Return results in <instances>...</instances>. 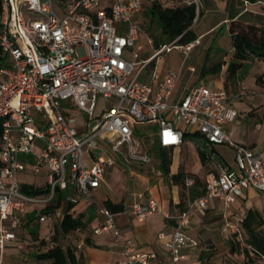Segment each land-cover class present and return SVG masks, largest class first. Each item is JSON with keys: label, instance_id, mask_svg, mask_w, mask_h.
<instances>
[{"label": "built area", "instance_id": "built-area-1", "mask_svg": "<svg viewBox=\"0 0 264 264\" xmlns=\"http://www.w3.org/2000/svg\"><path fill=\"white\" fill-rule=\"evenodd\" d=\"M62 1L60 7L58 0H2L0 47L8 59L0 66V255L11 241L26 248L16 230L24 225L31 206L38 210L39 223L52 232L66 207L64 203L43 207L69 188L75 195L65 201L74 204L99 188L106 167L113 163L108 152L127 162H151L144 141L135 135L136 126L147 123L158 126L156 139L164 148L180 146L196 127L209 145H228L235 151L236 169L209 172L198 195H190L194 178H185L189 195L184 210H163L151 199L130 211L139 222L156 213L173 219V232L159 236L169 250V260L162 264H191L187 231L196 212H204L214 198L234 204L249 188L264 198V151L235 142L224 129L238 116L235 102L247 94L246 89L231 94L194 84L175 100L177 71L169 68L162 78L156 71L149 80L142 77L161 55L174 48L187 55L201 43L200 38L182 45L177 38L142 58L137 16L149 0ZM160 1L168 6L193 4L198 15L202 10L201 0ZM250 2L244 0L246 5ZM99 97L114 102L97 112ZM27 168L35 174L48 169L47 195L22 191L19 174ZM99 211L105 221L94 232L113 235L125 256L122 264H149L157 257L120 229L114 212L106 207ZM51 232L43 236L46 242Z\"/></svg>", "mask_w": 264, "mask_h": 264}, {"label": "crops", "instance_id": "crops-1", "mask_svg": "<svg viewBox=\"0 0 264 264\" xmlns=\"http://www.w3.org/2000/svg\"><path fill=\"white\" fill-rule=\"evenodd\" d=\"M201 1L203 5L201 16L193 25V30L197 38H200L201 43L195 46L187 55L179 50L184 58L183 61L174 63V68L168 66L151 69L149 66L142 77L143 80H149L150 75L156 71L159 78H162L169 68L177 71L180 75V81L174 95L175 100L181 98L192 85L203 84L201 81L209 76L219 77V81L215 82L214 87L211 88L218 90L226 89L231 94L237 93L244 87L241 84H237L235 79L237 74L232 80L227 82L225 76L220 75L222 70L226 71V65L219 71H214L216 70L214 66L222 61L209 65L213 61H209L207 57L206 62L201 64L196 62V58H194L195 54L193 56L191 55L195 49L204 44L206 37L215 34L221 27L227 30L228 23L231 20L240 18L247 22L264 26V0L251 1L248 5L244 3V0ZM190 57L192 58L190 59ZM258 63L263 68L256 75L253 83L255 88L262 89L256 80L264 71V63L261 61ZM253 94L259 95V92L254 91ZM245 95L241 96L238 100H242ZM257 114L258 112H252L254 116ZM232 123L224 126L225 131L231 138L234 136ZM261 128L262 125L257 123L253 130H260ZM157 132L150 131L148 133V137H153V144L157 141ZM192 137H201V134L196 130L191 131L190 129L189 134L180 146L166 148L167 152L165 154L171 160L167 167L163 166L161 157L155 150L153 151L154 156L152 155L154 159L151 157L147 147H145L148 138L146 141L142 140L144 141L143 150L151 157V162L149 163L127 162L123 157L108 152L107 156L113 158V163L106 167L103 183L99 188L92 190L89 197L81 198L74 204L72 209L75 215H83L87 223L86 227L72 232L73 242L71 246L79 256V263L122 264L125 260L121 247L115 243L111 233L96 234L94 232V229L102 225L105 221V217L99 210L101 207L108 208L106 205L107 202H110L113 206H120L121 208L117 211L108 208L115 213V219L120 229L127 236L135 239L139 247L156 253L157 257L149 264H162L169 260L168 247L159 236L161 234L168 235L173 232L174 220L165 217L162 213H156L149 216L145 221L139 222L130 213L133 206L135 204H146L149 200L155 199L159 202L161 209L180 212L187 207L188 202L189 193L185 187L186 177L191 176L195 180V186L190 190V195L193 197L200 193L198 187L204 186L205 176L209 172L219 174L225 169H236L235 151L232 147L228 145H210L214 153L220 157V162H217L207 153L206 156L202 155V150L192 141ZM235 142L251 147L257 151H264V148H260L254 141L252 143L239 140ZM221 147H228L234 152L233 164L224 163L221 156L222 153L218 150ZM95 154L99 155L98 152H95ZM155 154L158 155V158H156ZM194 159L199 161L197 170H193L190 165V162ZM153 160L154 163H152ZM91 163L92 157L89 155L87 157V164L90 165ZM47 173L48 169H44L40 174H35L27 168L25 172L19 174V178L22 184H30L44 189L47 187ZM41 175L46 178L44 182L37 181V176ZM175 176L184 178V183H177ZM69 195H75L73 188L66 190L65 197ZM67 204L68 202L65 201V207ZM34 208L36 207H30V209ZM250 209L264 212V198L253 188L246 189L243 196L239 197L234 204H226L223 200L214 198L204 212H196L193 215L191 225L187 231V237L191 245L187 248L190 263L227 264L228 256L231 254L229 247H231L232 238L238 235V238L241 240L244 239L241 218H245ZM36 221L39 227V237L43 238V236L51 232L45 224L39 223L38 219ZM229 226L233 227L230 228ZM236 229L240 231V234L235 232ZM16 233L25 243L26 248L20 249L18 247L21 250L19 255L18 253L8 255L3 253V255H0V264H24V261L27 259V256H24L25 254H29L27 245L32 244L35 246L32 243L33 241L28 240H33L31 229L28 226L23 225L16 230ZM88 240H90V244ZM44 249L41 251H44ZM17 256H20L21 260L16 259ZM38 263L47 264L46 261L40 260ZM259 263L264 264V260H259Z\"/></svg>", "mask_w": 264, "mask_h": 264}, {"label": "trees", "instance_id": "trees-1", "mask_svg": "<svg viewBox=\"0 0 264 264\" xmlns=\"http://www.w3.org/2000/svg\"><path fill=\"white\" fill-rule=\"evenodd\" d=\"M254 2L255 0H251ZM151 4L147 7L144 15L147 19L155 20L157 28L160 30L159 36L154 37L153 42L158 48L161 44L173 42L177 38L178 45L187 44L197 39V35L193 30L195 19L201 16L197 14L195 5L184 6H168L160 0H150ZM2 12V0H0V15ZM139 19V15L137 16ZM197 19V20H198ZM141 24V23H140ZM142 29V25H141ZM228 33L232 39L233 52L230 54L228 62L217 63L214 67L219 71L226 65V77L228 82L246 66L254 62L264 61V26L256 23L247 22L237 18L231 20L227 26ZM7 56L0 47V66L7 63ZM257 83L261 86V92L264 93V71L257 77ZM154 150L161 157L163 166L167 167L171 160L165 153L166 148L162 147L158 141L153 144ZM202 155L206 153L201 151ZM0 166L2 164L0 163ZM177 183H184V178L175 176ZM183 186V185H182ZM22 191L29 195L45 196L48 193L47 188H38L30 184H22ZM66 191L60 192L53 203L43 207L42 210L51 207H57L65 204ZM107 207L113 211H117L120 206H113L110 202L106 203ZM74 203L68 202L65 214L60 223L52 230L51 239L46 242L39 237V227L37 219V208L28 209L24 216V226L31 229L33 240L32 243L44 249L34 253L37 260L46 261L47 264H82L79 263V256L72 248L74 230L86 227L87 223L84 216L75 215L72 212ZM244 239L238 238L236 235L232 238V250L241 248L243 255L248 262H258L264 260V212L256 209L248 210L243 223ZM90 244V240H88Z\"/></svg>", "mask_w": 264, "mask_h": 264}, {"label": "rangeland", "instance_id": "rangeland-1", "mask_svg": "<svg viewBox=\"0 0 264 264\" xmlns=\"http://www.w3.org/2000/svg\"><path fill=\"white\" fill-rule=\"evenodd\" d=\"M57 1V0H56ZM69 0H63V3H67ZM58 3H60L61 6V0H58ZM147 7L151 4L150 0L147 2ZM146 7V9H147ZM145 9V10H146ZM203 9V5H202ZM144 10V11H145ZM139 20L142 25V31L140 32V39L137 42V45H142V50L139 52L140 57L142 58H149L152 56L155 52L156 45L154 43H150V37L154 39V37L159 36L160 30L157 28L156 21L147 19L144 15V12H142L139 15ZM232 41L231 36L226 30V28L221 27L219 28L215 34H211L208 37L204 39V44L197 49L194 50L193 54L191 56H194L196 58V62H199L201 64L205 63L207 60V57L209 58V61H213V63L209 65H213L216 62H228L229 56L232 52ZM130 58V55L127 56ZM184 56L179 51V49H172V52L166 53L161 55L159 58H157L152 65H150V68L156 67H172L174 68V63H179L183 61ZM192 57H190L191 59ZM187 60V59H186ZM263 66L259 65L258 62H255L249 66H246L244 69L240 70L237 75L235 76V79L237 81V84H241L245 87L247 95L242 100H237L235 102V107L238 111V116L236 117L235 121L232 123V129L234 136L232 137L235 141H243L246 143H252L253 141L259 145L260 148H264V94H261V89L254 87V78L258 73L262 71ZM220 75H223L226 77V71L222 70ZM219 81L218 76H209L206 79L202 80L201 83L208 87H214V83ZM254 91H258L259 95H254ZM114 102V99H105L103 97H99L97 101V112H100V110L107 105H110ZM252 112H258L257 115H252ZM257 123H260L262 125V128L260 130L254 131L253 128L256 126ZM181 127L184 130H187L188 127L181 123ZM196 130V127H192L191 131ZM150 131H158V126L155 124H139L135 128V135L138 138L143 139L146 141L145 147H147L151 157L154 156L153 151L154 148L152 140L153 137H148V133ZM240 138V139H238ZM218 150L222 153V160L225 164H233L234 161V152L228 148V147H221L218 148ZM153 155V156H152ZM156 155V158H158V155ZM154 159V157H153ZM132 163V162H131ZM154 163V160L152 161ZM190 165L193 170H197L199 167V161L193 160L190 162ZM37 181L44 182L46 180L45 176H37ZM26 239V238H25ZM27 249H29V254H25L24 257L27 259L24 261V264H39L34 253L41 251V248L37 245H27ZM230 255L227 259V264H261L258 262H248V260L245 258V256L242 254L241 248L238 250H232V245L229 247ZM4 253L6 255L11 253H18V255L21 253V250L18 249V242L12 241L9 242L6 245V248L4 250ZM18 257V258H17ZM16 259H20V256H17ZM23 262V260H22ZM22 264V263H20Z\"/></svg>", "mask_w": 264, "mask_h": 264}, {"label": "water", "instance_id": "water-1", "mask_svg": "<svg viewBox=\"0 0 264 264\" xmlns=\"http://www.w3.org/2000/svg\"><path fill=\"white\" fill-rule=\"evenodd\" d=\"M191 139L202 151L212 156L217 162H220V157L214 153L212 147L203 137H192Z\"/></svg>", "mask_w": 264, "mask_h": 264}]
</instances>
